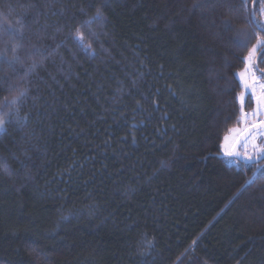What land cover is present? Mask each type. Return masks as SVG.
Here are the masks:
<instances>
[{
  "label": "trees",
  "instance_id": "1",
  "mask_svg": "<svg viewBox=\"0 0 264 264\" xmlns=\"http://www.w3.org/2000/svg\"><path fill=\"white\" fill-rule=\"evenodd\" d=\"M262 8L0 0V264H264V162L220 151Z\"/></svg>",
  "mask_w": 264,
  "mask_h": 264
},
{
  "label": "rangeland",
  "instance_id": "2",
  "mask_svg": "<svg viewBox=\"0 0 264 264\" xmlns=\"http://www.w3.org/2000/svg\"><path fill=\"white\" fill-rule=\"evenodd\" d=\"M261 20H264V16H262L259 21ZM262 47H264V45L257 46L251 59H249L248 53L244 58L245 64L243 69L236 73V77L241 87V91L237 96L240 111L239 124L230 129L224 136L220 147L221 155H223L230 165H236L239 162L233 157V155L228 156L225 154V147L228 148V151L233 152L242 136L253 128V125H259L261 122H264V109H261L256 99V96L260 94L259 84L264 83V70L258 68V51ZM253 77L258 81L255 85V95H253L252 87ZM245 85H248L249 87H246ZM248 99H251L253 104L252 109L249 111L245 109ZM225 137H228L227 141L225 140ZM254 144L256 145V148L253 147ZM261 148H264V127H260L246 137L239 148V153L243 158L250 156L253 159L262 155V153L257 150Z\"/></svg>",
  "mask_w": 264,
  "mask_h": 264
},
{
  "label": "snow or ice",
  "instance_id": "3",
  "mask_svg": "<svg viewBox=\"0 0 264 264\" xmlns=\"http://www.w3.org/2000/svg\"><path fill=\"white\" fill-rule=\"evenodd\" d=\"M89 7H92V3H89L88 5ZM103 7H107V4H104ZM255 7V4H254ZM81 12H84V9L81 8L80 9ZM261 14L264 15V8L260 9ZM105 19L104 13L102 11V7L97 6L95 13L92 17H90L88 20L84 21L83 25L81 27H87L89 25H91L92 23H96V22H103ZM249 24L255 23V26L260 28L261 30H264V20L261 21H256L255 20V16L252 15V17L248 20ZM11 26L8 27H4L3 25H0V31L8 33L9 35H14L13 33L9 32V28ZM231 28V24L229 21H225V29L228 30ZM91 35H95V33H90ZM73 40L75 43H77L82 51H87L90 54L94 53V49H92V45L90 43L86 44L85 43V37L84 34L81 32V28L78 27L75 30V34L73 35ZM247 39V34L241 30L237 33V37L235 42L238 45H243L244 41ZM258 45H264V37H258L257 38V44L253 46V48L250 50L249 52V59H251L252 55L255 53L257 46ZM13 52H15V49H13ZM0 59H2V57H0ZM13 59H15V57H13ZM258 83V81L253 77V95H255V85ZM246 87H249L248 85H245ZM259 89H260V94L258 96H256L257 102L259 104V106L261 107V109H264V83L259 84ZM26 95V91H21L19 92V94L17 96H14L11 100H6L5 103L0 106L2 108L8 109V111H2L0 112V131H4L7 124L10 122L9 119H7V117L10 116L11 114V110L17 105L18 101L21 100V98ZM18 112V109H17ZM24 119H27V116L24 117ZM19 122V121H17ZM253 127H264V122H261L259 125H253ZM225 140H228V137H225ZM254 148H256V145H253ZM259 152L264 153V148L261 149H257ZM225 154L228 156H232V155H236L239 156L240 153L238 152H231L228 151V148L225 147ZM247 160H251L252 157L248 156V157H244ZM256 179V176L254 174V176L247 181V184H251L254 180Z\"/></svg>",
  "mask_w": 264,
  "mask_h": 264
},
{
  "label": "water",
  "instance_id": "4",
  "mask_svg": "<svg viewBox=\"0 0 264 264\" xmlns=\"http://www.w3.org/2000/svg\"><path fill=\"white\" fill-rule=\"evenodd\" d=\"M253 9V8H252ZM260 127H253L251 128L246 134H244L241 138V140L238 142V144L235 146L233 152H238L239 153V148L240 146L242 145L243 141L246 139V137L251 134L252 132L256 131L257 129H259ZM223 157V155H222ZM233 157L235 159L238 160L239 163H242V164H250V165H258V164H261L264 162V153H262V155H260L259 157H256V158H253L251 160H247V159H244L243 157H241L240 155L239 156H236V155H233Z\"/></svg>",
  "mask_w": 264,
  "mask_h": 264
}]
</instances>
